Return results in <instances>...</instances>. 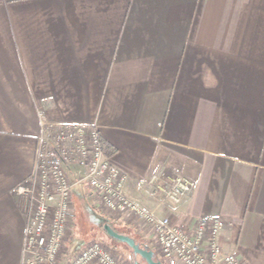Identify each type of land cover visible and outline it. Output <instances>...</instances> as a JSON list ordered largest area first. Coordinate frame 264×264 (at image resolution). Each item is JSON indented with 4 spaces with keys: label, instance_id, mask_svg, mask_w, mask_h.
Here are the masks:
<instances>
[{
    "label": "crops",
    "instance_id": "obj_1",
    "mask_svg": "<svg viewBox=\"0 0 264 264\" xmlns=\"http://www.w3.org/2000/svg\"><path fill=\"white\" fill-rule=\"evenodd\" d=\"M39 112L96 124L129 196L183 228L217 216L222 250L264 264V0H0V264H22Z\"/></svg>",
    "mask_w": 264,
    "mask_h": 264
},
{
    "label": "built area",
    "instance_id": "obj_2",
    "mask_svg": "<svg viewBox=\"0 0 264 264\" xmlns=\"http://www.w3.org/2000/svg\"><path fill=\"white\" fill-rule=\"evenodd\" d=\"M38 114L33 167L14 188L24 214L22 264H125L97 239L62 260L75 216L72 186L79 182L85 183L87 197L105 217L131 225L146 238L161 264H245L220 247L217 216H198L183 228L129 196L126 174L110 161L96 124L49 121ZM191 185L186 177L174 175L161 189L162 196L178 203Z\"/></svg>",
    "mask_w": 264,
    "mask_h": 264
},
{
    "label": "rangeland",
    "instance_id": "obj_3",
    "mask_svg": "<svg viewBox=\"0 0 264 264\" xmlns=\"http://www.w3.org/2000/svg\"><path fill=\"white\" fill-rule=\"evenodd\" d=\"M72 200L74 202L75 212V216L73 219L75 223V226H73V228L75 229V235L71 229L72 227L69 226L67 236L70 237L71 233V237L77 236V240L84 241V243L88 240L97 239L106 247L113 248L116 251L115 252L112 249L116 256L121 255V258H123V262H125V264H132L135 260L139 261L141 264H146L138 255H134L132 253V250L126 244L114 238H111L103 229V225L108 224L117 232L122 233V235L126 234L134 238L138 242L143 243L145 242V239L135 235L134 230H132V228L130 227H126L120 223L116 224L110 221L108 222V218L105 217V215L100 212V210L95 208L92 201L87 197V189L84 182L75 183L72 186ZM144 233L147 234L146 231H144ZM67 242L68 240H66V244ZM153 252L155 257L157 258V251L153 249Z\"/></svg>",
    "mask_w": 264,
    "mask_h": 264
},
{
    "label": "water",
    "instance_id": "obj_4",
    "mask_svg": "<svg viewBox=\"0 0 264 264\" xmlns=\"http://www.w3.org/2000/svg\"><path fill=\"white\" fill-rule=\"evenodd\" d=\"M103 229L105 232L111 237L114 238L124 244H126L131 250L134 255H138L142 261L146 264H161L160 260H158L153 250L149 249L148 246L142 245L141 243L137 242L134 238L117 232L113 229L110 225L104 224ZM132 264H141L139 261H133Z\"/></svg>",
    "mask_w": 264,
    "mask_h": 264
},
{
    "label": "trees",
    "instance_id": "obj_5",
    "mask_svg": "<svg viewBox=\"0 0 264 264\" xmlns=\"http://www.w3.org/2000/svg\"><path fill=\"white\" fill-rule=\"evenodd\" d=\"M137 242H138V241H137ZM139 243H141V244H144V245L148 246V247H149V249L153 250V249H152V247H151V246H149V244H147V242H146V243H145V242H143V243H142V242H139Z\"/></svg>",
    "mask_w": 264,
    "mask_h": 264
}]
</instances>
